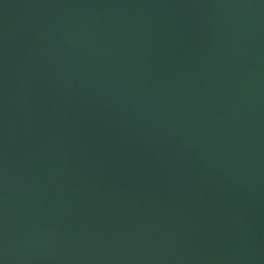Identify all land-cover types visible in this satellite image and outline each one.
Segmentation results:
<instances>
[{
  "label": "water",
  "instance_id": "obj_1",
  "mask_svg": "<svg viewBox=\"0 0 264 264\" xmlns=\"http://www.w3.org/2000/svg\"><path fill=\"white\" fill-rule=\"evenodd\" d=\"M0 264H264V0H0Z\"/></svg>",
  "mask_w": 264,
  "mask_h": 264
}]
</instances>
